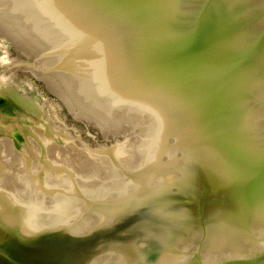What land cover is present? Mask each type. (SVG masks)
<instances>
[{
  "label": "water",
  "instance_id": "1",
  "mask_svg": "<svg viewBox=\"0 0 264 264\" xmlns=\"http://www.w3.org/2000/svg\"><path fill=\"white\" fill-rule=\"evenodd\" d=\"M0 28L75 109L149 113L158 141L120 212L20 237L0 221V264H264L238 240L264 135V0H0Z\"/></svg>",
  "mask_w": 264,
  "mask_h": 264
},
{
  "label": "rangeland",
  "instance_id": "2",
  "mask_svg": "<svg viewBox=\"0 0 264 264\" xmlns=\"http://www.w3.org/2000/svg\"><path fill=\"white\" fill-rule=\"evenodd\" d=\"M0 45L6 48L8 60L0 66V75L9 77L0 82V221L8 232L12 230L18 237L47 225L58 232H73L96 222V214L89 216L97 204L98 191L95 189L100 183L107 182L106 162L98 156L105 153L113 156L118 149L128 153L133 146L132 151L136 148L138 151L133 159L139 161H128V168H134L137 162L139 167L146 166L150 158L140 162L146 145L143 147V141L139 142L146 124L152 123L150 114L124 105L102 120L79 111L46 62L1 28ZM151 132L156 147L154 128ZM8 150L10 154H7ZM57 152H61L60 155ZM62 153L70 155L72 161L65 160ZM100 165L104 171L99 170ZM111 189L106 192L110 193ZM65 195L75 199L73 206L78 212L77 218L65 220L66 217L60 216L52 221L54 217H49L46 221L45 216H53L54 197ZM115 200L104 198L102 201H105L104 205L116 206ZM57 206H61L60 203ZM63 210L68 208L57 211ZM84 217L86 223L78 224L77 221ZM253 235L254 243L258 244L255 247L264 248V229L260 228Z\"/></svg>",
  "mask_w": 264,
  "mask_h": 264
},
{
  "label": "bare ground",
  "instance_id": "3",
  "mask_svg": "<svg viewBox=\"0 0 264 264\" xmlns=\"http://www.w3.org/2000/svg\"><path fill=\"white\" fill-rule=\"evenodd\" d=\"M0 50L3 52V55L0 56V66H1V65H5L8 62V60H7V56H6L7 55L6 48L3 47L2 45H0ZM8 78L9 77H6L5 75H0V82L1 81L5 82ZM4 122H5V124H7V119ZM101 125H102V123H101ZM152 128H153L152 123L148 122L146 124V128L144 130L142 138L140 137L139 143H141L143 141V147L146 145L145 146L146 149L144 148L145 152L144 153L142 152L140 158L138 157L140 159V162H142V163H144L148 158L151 157V155L155 149V147H154V141L155 140L152 141V138H151ZM124 131H126V130H124ZM128 136H125V138ZM4 138L5 137H3V139ZM135 140H133V141H135ZM147 145H150V149H149V146L147 147ZM132 148H133V146H131V149H130V151H128V153H124L123 151L120 152V149L116 148L118 150H115L113 152V156H109L107 153L101 154L100 156H98L101 159V161L106 162L107 172H106L105 177H107L106 178L107 182L106 183L104 182L103 184L100 183L98 186H96L98 188L95 189L96 191H98V195L96 196L97 200L95 202L97 204L95 205L96 208H94L95 211L91 212L89 214V216L93 215V213H94V215L96 214L97 221L121 211V208L126 203L127 199L129 198L130 194L132 193L134 187L136 186V184H137V182H138V180H139V178H140V176L144 170L143 167L145 165L143 167H139L140 165H138L139 164L138 162L136 163V166L134 168H131V169H130V167L128 168V165H127L128 161L138 160V159H136V160L133 159V158H136L135 153L138 152L137 148L135 149V151L134 150L132 151ZM12 150H13V148H12ZM1 151H2L1 154H3L4 153L3 150H1ZM6 152H7V154H10L9 150ZM60 153L57 152V155H60ZM64 154L62 153V155H64ZM120 154H122L121 157H119ZM65 155H67V154H65ZM65 155H64V157L66 159L64 157L63 158L65 160H67L68 162H69V160L71 162L72 160H71L70 155H68V156H65ZM112 158H115V159L113 160ZM103 162H101V163H103ZM107 162H109L110 164H107ZM119 164L122 166H120ZM100 167H101V169H99V170L104 171V169H102V165H100ZM124 167H127V168H124ZM121 170H122V173H120ZM108 188H112L111 189L112 191L110 190V193L106 192V189L108 190ZM58 193H59V191H58ZM61 194H62V192H61ZM89 195H91V194H89ZM60 196L58 198L54 197L55 201L52 202L53 216H52V214L50 216H49V214L47 216H45L47 218L46 221L48 219L50 220L51 217H54L52 219V221L56 220L60 216L66 217L65 220L77 218L78 212L75 211V207L73 206L76 204V203H74L75 199H73L72 196H70V195H69V197H67L68 195H65V196H63V198ZM104 198H112V199L116 198V200L114 202H117V205L116 206L104 205L105 201H102ZM57 203H60L61 206L58 207ZM62 207H67L68 210H66V211L63 210L61 212H58L57 210L61 209ZM96 209H98V210H96ZM62 212H65V213L61 214ZM85 216H87V215H85ZM5 220H7V219L5 218ZM86 221H87V219L84 217L81 221H77V222H78V224L81 223V225H84V223H86ZM57 226H58V228H61L59 225H57ZM79 227H81V226H79ZM257 228H259V229L263 228L264 229V138L262 139V143H261V147H260V151H259V155H258V159H257V163H256V167H255L250 191H249V195H248L247 202H246V207H245V211H244V215H243V220H242L238 240L245 242L247 244H250L252 246L253 245L258 246V244H255L253 241V240H255L253 233H257L259 231V229H257Z\"/></svg>",
  "mask_w": 264,
  "mask_h": 264
}]
</instances>
